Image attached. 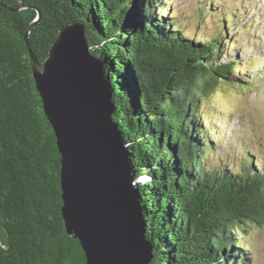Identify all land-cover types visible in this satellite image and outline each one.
<instances>
[{
	"label": "trees",
	"instance_id": "16d2710c",
	"mask_svg": "<svg viewBox=\"0 0 264 264\" xmlns=\"http://www.w3.org/2000/svg\"><path fill=\"white\" fill-rule=\"evenodd\" d=\"M71 22L104 63L149 264H246L237 237L264 226V174L209 160L201 113L216 87L241 84L240 59L222 61L219 33L186 34L167 0H0V264H86L63 226L60 155L31 74V55L42 62Z\"/></svg>",
	"mask_w": 264,
	"mask_h": 264
},
{
	"label": "water",
	"instance_id": "95a60500",
	"mask_svg": "<svg viewBox=\"0 0 264 264\" xmlns=\"http://www.w3.org/2000/svg\"><path fill=\"white\" fill-rule=\"evenodd\" d=\"M31 59L60 155L65 231L78 240L86 264H149L154 248L129 151L113 118L104 63L90 52L83 23L60 28L47 57Z\"/></svg>",
	"mask_w": 264,
	"mask_h": 264
},
{
	"label": "rangeland",
	"instance_id": "374dc122",
	"mask_svg": "<svg viewBox=\"0 0 264 264\" xmlns=\"http://www.w3.org/2000/svg\"><path fill=\"white\" fill-rule=\"evenodd\" d=\"M167 5L189 36H222V61L240 59L241 84L216 87L201 109L207 116L203 126L213 130L209 160L219 157L234 171L243 163L264 174V0H167ZM246 229L237 237L246 245V264H264V226Z\"/></svg>",
	"mask_w": 264,
	"mask_h": 264
}]
</instances>
